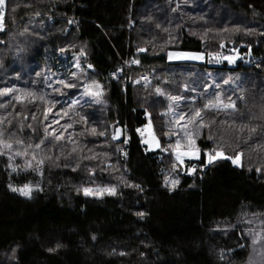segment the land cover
<instances>
[{"label": "trees", "instance_id": "16d2710c", "mask_svg": "<svg viewBox=\"0 0 264 264\" xmlns=\"http://www.w3.org/2000/svg\"><path fill=\"white\" fill-rule=\"evenodd\" d=\"M0 12V264H264V0H4ZM226 48L248 63L168 60ZM190 135L200 158L181 165Z\"/></svg>", "mask_w": 264, "mask_h": 264}, {"label": "rangeland", "instance_id": "374dc122", "mask_svg": "<svg viewBox=\"0 0 264 264\" xmlns=\"http://www.w3.org/2000/svg\"><path fill=\"white\" fill-rule=\"evenodd\" d=\"M3 5H4V3H3ZM0 30L2 31L3 29H0ZM180 54H182V53L181 52H170L168 54V59H169L170 63L174 62L175 57L180 58L181 57ZM188 54H190V53H188ZM203 56L206 58V60H205L206 62L202 61L201 63H196L194 60H192L193 62H183V63L184 64L186 63L185 65H187V66H190L193 64L205 65V63H206L207 66H210L212 68H220L224 63H227L231 67L235 66L240 61L248 63V60H245L244 57L240 54L239 50L235 49V48L224 49V52L222 55H216L215 54V55H212L211 57H207L206 55H203ZM225 56L235 57V62L230 63L227 59L221 58V57H225ZM117 124L118 123L116 122L115 126H117ZM113 126L114 125H112V127ZM140 134L143 137L144 143L146 144L149 151H155V150L159 149L160 143H159L158 139L153 134V129H152L150 122L144 129L140 130ZM121 137H122V130L119 126V128L116 129L115 134L112 135V139L113 140H119V139H121ZM179 151L187 152L188 150H179ZM210 154H214V153H210ZM175 156H177V150L175 151ZM199 156H200V152L198 153V158L196 156H192V155H185L182 158L183 159L182 163L178 160L177 161L181 165H184L187 160H193L194 158L199 159ZM208 156H209V154L207 155V161H208ZM222 158H225V156L223 155V156L217 157L214 161H216L218 159H222ZM240 163H241V159L238 158V163H234V165L239 166ZM208 164H210V163H208Z\"/></svg>", "mask_w": 264, "mask_h": 264}, {"label": "snow or ice", "instance_id": "6c2138e0", "mask_svg": "<svg viewBox=\"0 0 264 264\" xmlns=\"http://www.w3.org/2000/svg\"><path fill=\"white\" fill-rule=\"evenodd\" d=\"M3 3H4V0H0V6H2ZM2 27H3V13L0 12V29H2ZM182 55H188L191 58H201V57L197 56L196 54H182ZM221 58L222 59H227L230 63L235 62V57H232V56H225V57H221ZM89 67H91V65H89ZM61 83H63V82H61ZM68 86L71 87V85H68ZM173 99H176V98L174 97ZM220 103H222V101H220ZM206 107H216V104L212 103V102H209V104L206 105ZM226 107H235V105L234 104H229V105H226ZM196 118H199V119L202 120L201 113L199 111H197L194 114V119H196ZM192 122L193 121H189V123H192ZM102 134L103 133H101V135ZM57 139H59V137H57ZM7 147H11V145H7ZM187 147H188V151L187 152L179 151V142H178V145H177L178 150H177L176 158L181 163L183 162L182 158L185 155H192V156H196L198 158L199 149L196 147L195 140H194V138L191 135L189 136V142H188ZM220 156H223L222 152H216L214 154H209L208 163H212L217 157H220ZM227 158L228 159H233L234 163H238V157L237 158L227 157ZM40 163H43V161H40ZM166 183H167V181H166ZM178 183H179V180H174V181H172V186L174 187ZM13 191H17V189H13ZM20 191L26 196H30L31 195V189L28 186H25L24 189H20ZM84 191H85L86 195H96V194H100L103 191H107L110 194H114L115 190L114 189H103V190H99L98 189L96 192H92L89 189H85ZM138 215L143 216V213H138ZM93 238H95V237H93ZM57 247H59V245H57ZM49 251H55V249H49ZM221 258H223L222 255H221Z\"/></svg>", "mask_w": 264, "mask_h": 264}, {"label": "crops", "instance_id": "0c3cea01", "mask_svg": "<svg viewBox=\"0 0 264 264\" xmlns=\"http://www.w3.org/2000/svg\"><path fill=\"white\" fill-rule=\"evenodd\" d=\"M182 54H188V53H182ZM181 55L180 58L175 57L174 62L171 63H180V62H193L192 60H194L196 63H201L202 61L206 62V58L203 56V54H197V53H190V54H196L197 56L201 57V58H191L188 55ZM169 60V59H168ZM182 60V61H181ZM170 62V61H169ZM194 62V63H195ZM206 64V63H205ZM187 157V156H186ZM200 158V156H199ZM191 159V158H190ZM197 158H194L193 160H196ZM189 161V160H187Z\"/></svg>", "mask_w": 264, "mask_h": 264}, {"label": "built area", "instance_id": "2783aa9c", "mask_svg": "<svg viewBox=\"0 0 264 264\" xmlns=\"http://www.w3.org/2000/svg\"><path fill=\"white\" fill-rule=\"evenodd\" d=\"M124 68L128 69L130 67V65L128 64V62H124L123 63ZM131 67H138V65L135 63L133 64ZM113 77H115V74L112 75ZM150 75L148 73H145L143 75H141L136 81L135 84L137 85H141V86H147L148 83L150 82ZM118 123V122H117ZM119 124V123H118Z\"/></svg>", "mask_w": 264, "mask_h": 264}, {"label": "water", "instance_id": "95a60500", "mask_svg": "<svg viewBox=\"0 0 264 264\" xmlns=\"http://www.w3.org/2000/svg\"><path fill=\"white\" fill-rule=\"evenodd\" d=\"M122 72H123V70H119L118 74H119V75H121V74H122Z\"/></svg>", "mask_w": 264, "mask_h": 264}, {"label": "bare ground", "instance_id": "6f19581e", "mask_svg": "<svg viewBox=\"0 0 264 264\" xmlns=\"http://www.w3.org/2000/svg\"><path fill=\"white\" fill-rule=\"evenodd\" d=\"M129 64V63H128Z\"/></svg>", "mask_w": 264, "mask_h": 264}]
</instances>
